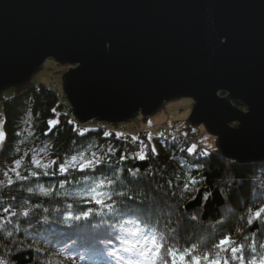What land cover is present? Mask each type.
Instances as JSON below:
<instances>
[{
	"label": "water",
	"instance_id": "obj_1",
	"mask_svg": "<svg viewBox=\"0 0 264 264\" xmlns=\"http://www.w3.org/2000/svg\"><path fill=\"white\" fill-rule=\"evenodd\" d=\"M47 59L79 124L188 98L223 157L264 160V0H0V93Z\"/></svg>",
	"mask_w": 264,
	"mask_h": 264
},
{
	"label": "clouds",
	"instance_id": "obj_2",
	"mask_svg": "<svg viewBox=\"0 0 264 264\" xmlns=\"http://www.w3.org/2000/svg\"><path fill=\"white\" fill-rule=\"evenodd\" d=\"M109 47L105 44L106 50ZM93 146L81 151V156L91 153ZM51 150V143L40 148L46 162L40 165L39 173L35 168L30 169L25 180L37 175H52L48 171L53 161L49 159ZM239 163L235 159L228 161L229 168ZM250 167L251 172L245 177H236L226 170L217 185L227 199L229 190L247 182L248 208L264 206V160L250 162ZM95 189H102L103 198L111 203L102 206L103 211L81 208L82 204L91 202L86 197ZM156 189L162 195L145 192L135 180L128 183L119 169L103 178L85 176L67 182L26 184L17 189L19 198H13L15 202L0 197V203L11 208L10 213L0 216V264H20L18 258L21 256L26 264H97L95 259H90L93 253L103 257L102 264H173L174 252L187 256L189 250H193V254L210 251L213 243L223 235H231L243 244L242 254L247 264L264 254V227L255 240L251 239L253 233L248 231L245 209H231L226 219L205 221L201 219L203 205L195 210L185 208L189 198L183 196V191L173 193L183 198L172 202L165 188L157 184ZM49 223L74 230L86 224L95 237L94 246L77 247L75 238L62 242L53 240L44 232ZM175 259L179 264V255ZM186 264H191L190 256Z\"/></svg>",
	"mask_w": 264,
	"mask_h": 264
},
{
	"label": "trees",
	"instance_id": "obj_3",
	"mask_svg": "<svg viewBox=\"0 0 264 264\" xmlns=\"http://www.w3.org/2000/svg\"><path fill=\"white\" fill-rule=\"evenodd\" d=\"M16 90V95L9 100L2 99L0 93V102L3 104V129L5 132V138L0 144V180L4 179L3 172L12 168L13 161L21 157L24 161V169L21 175L28 177L29 170L33 168L31 164L33 150L38 151L47 143L52 144L49 159L57 163L48 169L52 175H37L28 180L17 179L13 173L9 172L13 179V184L0 188V197L15 202L13 198H19L17 189L36 181L67 182L69 179L74 181L76 178L84 177L85 175L103 178L105 175L111 176L113 173L112 169H119L122 178H126L128 170L139 169L142 173L145 171L150 173L140 183L144 191L152 192L158 196L162 195L156 189V185L159 184L168 191L172 202L183 198L178 194L173 195V193H179L180 185L184 179L183 174L191 171L199 182L197 185L199 191L189 194L183 193L184 197L195 196V199L189 198L185 208L187 210H195L203 205L204 211L201 219L205 221L209 219H226L229 217L231 209L244 210L245 206H248L247 201L250 196V190L247 182L229 190L226 193L227 199H225V196L220 192V186L217 185V181L224 178L226 170L236 177L247 176L251 172L250 164H238L229 168V159L220 154L217 149V141L214 150L207 152L208 155H203L202 153L205 151L196 147V152L189 156L186 151L180 152L179 148L192 146L193 144L189 142L191 137L176 129L174 123L172 124L178 136L170 139L165 134L151 137L148 135L150 131L147 129L142 130L144 132L141 131V134L137 133L134 135L138 138L135 142L129 136L132 135L130 131H125V129L126 134L122 137L114 133H109L106 136L105 133L108 132L104 130L82 127L78 124L72 116L65 112L66 102H59L54 91L48 85L34 84L30 81ZM233 104L243 109L240 103L234 102ZM50 120H57L59 123L55 127L50 128L48 123ZM122 127L124 128V126ZM81 131L84 132V135L79 134ZM29 132L31 135H29ZM90 145H94L92 152H97L98 155H105L104 163L95 169L89 170L87 173L70 170L66 176L59 175L58 169L61 162L68 160L71 156L77 155L81 151H85ZM141 145L145 146L147 152L148 158L145 160H138L132 157V153L138 151ZM197 145L201 146L198 142ZM153 147L156 148L158 156L151 154ZM109 148L115 150V155L109 153ZM87 154L90 155V153ZM121 155L132 158L120 161L118 157ZM35 171L39 173L41 169L35 168ZM174 177H180L181 179L176 180ZM166 181H170L167 186L165 184ZM203 196H208L209 198L204 200L202 199ZM106 202L111 203V201ZM80 207L85 210H104L102 206H97L92 202L82 204ZM261 227L259 224L249 226L248 231L254 233L251 239L255 240L260 235L259 230ZM44 232L48 237L60 242L75 238L78 241L77 247H93L95 242V237L90 233L86 224L83 228L74 230L64 228L56 223H49L44 228ZM18 259L20 264H26L22 256ZM90 259H95L97 264H102L103 261V257H100L98 253L91 254ZM224 259H228L229 264H240L239 259L232 260L227 254H224ZM244 264H247L246 259Z\"/></svg>",
	"mask_w": 264,
	"mask_h": 264
},
{
	"label": "snow or ice",
	"instance_id": "obj_4",
	"mask_svg": "<svg viewBox=\"0 0 264 264\" xmlns=\"http://www.w3.org/2000/svg\"><path fill=\"white\" fill-rule=\"evenodd\" d=\"M48 123H49V127L53 128L56 126V124L59 123V121L50 120ZM79 134L84 135V132L81 131ZM3 135H4L3 132H0V139L3 138ZM29 135H31L30 132ZM105 135L107 136L109 135V133H105ZM132 139L134 142L138 140L137 137H133ZM108 151L110 154L115 155L114 149L109 148ZM179 151L180 152L186 151L189 156H192L196 152V146L192 145L187 148H179ZM40 154H41L40 149L38 151L33 150L32 160H31V164L33 168H40V165L44 163L42 162ZM151 154L153 156H158L156 148L153 147L151 149ZM202 154L205 155L204 153ZM132 157L138 160L147 159L148 156L145 146L141 145L138 151L132 153ZM132 157L121 155L118 157V159L120 161H123L125 159H129ZM104 161H105L104 154L97 155L96 152H91L89 155L85 152L84 155L81 156V153L79 152L77 155H75V158H72L71 156L68 160L61 162L58 171L61 176H66L70 170L79 173H87L89 172V170L95 169L97 166L104 163ZM22 163H23L22 157L20 159L14 160L12 168L9 169V171L3 172L2 175L4 179L0 181H6V183H0V188L4 187L5 185L10 186L13 184V179L9 175V172L13 173L17 179L24 180L25 176H22L21 173L18 171ZM56 163H57L56 161H51V166ZM112 171L114 173L116 169H112ZM149 175L150 173H148L147 171L142 173L139 169H132L127 171L126 178H128V183H132L133 180H135L136 183L140 184ZM183 175H184V179L180 185V190L183 191V193L185 194L198 192L199 187H197V185L199 182L197 181L196 177L192 174V172L188 171L185 172ZM174 179L179 180L181 178L174 177ZM168 183H170V181L165 182L166 186ZM93 187L95 186L93 185ZM85 191L86 192L91 191V189H85ZM86 198L90 199L91 202L97 206H104L105 204H107L106 201H108L103 198L102 189H95V191H92L91 196H87ZM189 198L195 199V196L192 195ZM208 198H209L208 196L202 197V199L204 200H207ZM245 211H247L248 213L247 224L249 226L254 224H259L262 227H264V206L248 208V206L246 205ZM10 212H11V208H8L6 207L5 204L0 203V215L2 216L7 215ZM87 215L88 213H85V217H87ZM66 219H70V217H66ZM243 247H244L243 244H240L239 241L234 240L231 235H223L213 243L212 250L210 251L206 250L201 254H193V250H189V254L187 256L180 255L179 253L174 252L172 254L173 264H176L175 257L178 255H179V264H186V258L188 259V256H190L191 258V264H229L228 259H224V254H227L232 260L239 259L241 261V264H244L245 257L242 254ZM257 260L259 261V264H264V254H261V256L257 258ZM257 260H253L252 264H257Z\"/></svg>",
	"mask_w": 264,
	"mask_h": 264
},
{
	"label": "rangeland",
	"instance_id": "obj_5",
	"mask_svg": "<svg viewBox=\"0 0 264 264\" xmlns=\"http://www.w3.org/2000/svg\"><path fill=\"white\" fill-rule=\"evenodd\" d=\"M68 70L67 66L58 65L52 59H47L42 67L33 75L31 82L34 84L40 85H56L59 90H62V74ZM17 93L16 89H6L1 93V98L4 100H9L14 97ZM223 95V94H222ZM193 107V101L188 98L177 99L171 102H167L163 107L157 111L154 115L143 118L141 116L136 117L135 119L123 123L125 131H130V137H136L135 134H141L142 130H149V136H159L161 134L167 135L165 127L170 123H174L176 129L181 133L187 134L191 137L189 142L193 145H196L198 149H201L205 152H210L216 147V138L210 135L203 126H190L188 123V117ZM3 104L0 102V132H3V138L0 139V144L5 138V132L3 129ZM142 131V132H141ZM107 132V131H106ZM114 133V132H109ZM118 134L122 137L123 134ZM128 135V134H127ZM201 144V148L197 146V142ZM211 145V148L208 146ZM97 153V152H96ZM98 155V153H97ZM43 154H40L42 159ZM42 162H46L42 159ZM13 166V165H12ZM52 167V166H51ZM22 169V170H21ZM24 161L21 167L18 169L21 170L20 173H23Z\"/></svg>",
	"mask_w": 264,
	"mask_h": 264
},
{
	"label": "built area",
	"instance_id": "obj_6",
	"mask_svg": "<svg viewBox=\"0 0 264 264\" xmlns=\"http://www.w3.org/2000/svg\"><path fill=\"white\" fill-rule=\"evenodd\" d=\"M49 88L54 91L56 98L59 100V102L64 103L65 99L64 96L62 94V92L60 90H58V88L56 87V85H49ZM64 110L67 114H69L70 116H72L71 114V110L69 109L68 106L64 107ZM78 123V122H77ZM79 124V123H78ZM82 127H92L94 129H101L104 131L109 132H114V133H120L125 135V131L124 128L122 127V125L118 124V125H112V124H104V123H99L96 121H90L86 124H80ZM167 135V138H174L178 136V133L176 132V129L174 127V125L171 123L169 125H167V127H165ZM199 146V145H197ZM199 148H201V146H199Z\"/></svg>",
	"mask_w": 264,
	"mask_h": 264
}]
</instances>
